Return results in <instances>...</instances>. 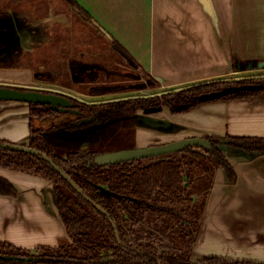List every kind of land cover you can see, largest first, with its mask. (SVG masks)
I'll return each mask as SVG.
<instances>
[{"label": "crops", "instance_id": "crops-1", "mask_svg": "<svg viewBox=\"0 0 264 264\" xmlns=\"http://www.w3.org/2000/svg\"><path fill=\"white\" fill-rule=\"evenodd\" d=\"M18 1L10 0L9 9L20 18V24L14 19L16 32L8 44L13 61L18 52L30 55L37 49L44 54L52 39V33L36 24L30 23L27 35L20 32L29 15L12 11ZM74 1L91 15L88 20L119 42L133 63L158 83L148 90L157 95L199 83L264 76V0ZM0 8V27H6L2 25L8 19L3 17L7 12L4 0ZM51 10L49 4L47 12ZM63 17L58 22L65 30L70 21L66 14ZM70 63L69 72L56 78L49 74L50 81L60 76L80 85L96 81L93 69L79 73L76 66L81 62L72 61L71 70ZM11 66L0 68V84L23 81L26 74H32ZM71 91L76 96L100 97ZM29 112L27 104L0 102V140L29 144ZM152 117L167 121L169 127L139 125L138 148L228 134L264 137V93L251 99L206 103L176 115L164 108ZM223 153L235 170V180L223 168L216 173L192 261L220 257L264 263V153L234 149ZM0 177L18 191L16 197L0 194V242L35 249L70 241L50 181L2 167Z\"/></svg>", "mask_w": 264, "mask_h": 264}, {"label": "trees", "instance_id": "trees-1", "mask_svg": "<svg viewBox=\"0 0 264 264\" xmlns=\"http://www.w3.org/2000/svg\"><path fill=\"white\" fill-rule=\"evenodd\" d=\"M66 1L86 18L92 19L76 1ZM8 26L6 24L0 30V68L12 67L7 51L8 44L13 40ZM134 65L139 69L138 64ZM146 76L151 83L158 84ZM261 83H264V77L217 80L164 92L162 95L155 94L153 97H132L107 103H88L65 94L10 87L20 91L33 90L66 96L74 105L73 111L76 113L67 112L73 114V119L54 126L53 130L56 131L48 133L41 128L34 129V120H54L65 113L56 112L50 106L27 104L30 109L27 146L40 151L42 155L5 149L4 145L14 143L0 140V167L41 177L53 184L70 245L27 250L0 242V264H264L220 257L192 261L209 195L194 190L195 180L187 167H195L196 164L193 160L188 163L186 159L203 155L201 150L189 147L184 150L189 156L177 152L155 157L152 162L144 159L100 166L95 158L101 153L74 151L61 156L45 136L46 133L51 136L59 131H67L81 135L77 143L88 140L95 142L101 139L99 133L104 129L115 127L121 120L133 118L145 109L162 106L172 115L185 113L211 103L197 100L203 94ZM115 90L116 87L107 85L89 87L93 95L115 93ZM263 93L241 91L217 101L251 99ZM208 139L213 143V148L204 150L216 158V168L225 169L232 182L235 180V170L217 146L226 145L245 153H264V137L228 134ZM44 155L66 173L81 191L74 188ZM0 194L16 197L18 191L10 181L0 177Z\"/></svg>", "mask_w": 264, "mask_h": 264}, {"label": "rangeland", "instance_id": "rangeland-1", "mask_svg": "<svg viewBox=\"0 0 264 264\" xmlns=\"http://www.w3.org/2000/svg\"><path fill=\"white\" fill-rule=\"evenodd\" d=\"M5 2L7 5H5ZM48 3L52 8L50 14L47 12ZM10 4V0H4V6L6 7L4 11L7 10V12L3 14V17L8 19H4L3 24H10L11 30H15L16 32L12 24H15L14 19H17L16 23L20 24V22L18 23V19L20 18L18 15H11V10H9L11 8ZM12 11H20L23 15H29L28 20L25 19L26 23L25 21L22 23L20 20L22 23L21 33L24 32L27 35L31 23V25L36 24L35 26H39L36 28H41L42 31L48 30L50 34L52 33V39L45 49L44 54L37 49L30 55L19 52L18 54L15 53L16 56L14 58L16 60H10V65L13 63V67L28 69L32 74H26L27 76L23 81L4 80L1 82L2 84L18 85L25 88L62 94L69 93L75 96L76 94L71 90L86 96L90 95L89 86L107 85L109 87H116L115 94L111 95L110 93L109 96L95 98L79 96L83 98L84 101L90 102L127 98L130 96V98L155 96V93L148 91L149 87H153L154 83L148 80L146 74L142 70L136 68L135 65L132 64L133 60L131 58H129L131 63L129 64L126 60L127 58L116 49V45H120V43L111 40L107 33L101 31L98 26L95 25L93 21L91 22L88 20L83 13H76L66 0H19L18 4H13ZM64 14L68 16L70 21V27L65 28V30L63 28L64 26L58 22L64 19ZM0 30H2L1 27ZM63 31H66L67 35L66 33L64 34ZM69 61H71L70 70L73 66L72 61L81 62L78 66V71L80 72L93 69L92 73L96 75V81L92 83L93 85H85L86 82L80 85L78 82L66 79L65 76H60V79L58 78L55 82L50 81L49 74L55 77L58 76V74L62 75L64 72H69ZM91 64H97L99 68H94L90 66ZM45 70H49L50 73ZM41 71L45 72L41 73ZM39 72L44 75L38 79L35 77V74ZM72 119L73 114L65 113L62 116L56 117L54 120L49 119L40 122L38 119H35L33 126L34 129L41 128L48 133H53L56 131L53 130L54 126H59L61 123L71 121ZM139 125H142V122H137L132 119L121 121L115 127L104 129L101 132L99 131V137L101 139L95 140V142L91 140V142L85 144L77 143L74 139L63 138V136H60V131L56 135L49 136V139L56 153L61 156H66L68 153L74 151H93L101 154L118 152L138 147L137 134ZM221 147L222 151L226 149V145H221ZM195 148L198 151L201 150L203 155H193L192 157L194 158L188 157L186 159L187 162L189 163L193 160L196 166L191 167L189 165L187 169L191 170V175L193 174L195 180L194 190L197 193H204L205 196H210L211 183L213 184L216 173L219 170V168H216V158L200 147ZM179 153L182 155H190L186 151H181ZM146 161L152 162L155 161V158H149ZM69 245L70 241L54 247L57 248ZM27 250H33V248Z\"/></svg>", "mask_w": 264, "mask_h": 264}, {"label": "water", "instance_id": "water-1", "mask_svg": "<svg viewBox=\"0 0 264 264\" xmlns=\"http://www.w3.org/2000/svg\"><path fill=\"white\" fill-rule=\"evenodd\" d=\"M111 38V37H110ZM112 40V38H111ZM117 48L125 58L129 59L130 57L126 53V51L119 45H116ZM134 64V63H132ZM241 91H264V83L255 84V85H243V86H233L228 87L220 91H215L207 94H203L197 97V100L200 102H215L220 100L223 97H227L237 92ZM0 102H17V103H24V104H36L41 106H50L52 110L59 112V113H67L76 111L71 110L73 108V103L68 99L66 96L57 95V94H46L38 91H20L15 88H10L6 86H0ZM164 109V107H157V108H149L145 109L143 112L135 115L132 120L137 122H142V124L152 127V128H167L169 124L167 121L159 120L157 118L152 117L153 114L160 112ZM60 136L68 132H60ZM47 138H50V134H45ZM90 142V140L88 141ZM87 142V143H88ZM5 149L8 150H16V151H23L27 153H31L34 155H42V153L38 150L28 147L27 145L22 144H7L3 146ZM189 147H200L203 149H212L213 143L208 138H189L184 140L175 141L169 144L163 145H155L149 146L145 148H138L130 149V150H122L118 152H111V153H103L98 155L95 158V162L100 166H109L114 164H120L125 162H132L136 160H144L149 158H155L159 156H164L168 154H173L177 152L184 151L186 148ZM221 151L222 147L219 145L217 146ZM226 149H230L226 146ZM223 152V151H222ZM46 160H48L53 166L61 172L66 179L71 183V185L76 188L78 191H81L77 184L60 168H58L53 161L46 155H44ZM104 213L106 211L100 208Z\"/></svg>", "mask_w": 264, "mask_h": 264}, {"label": "flooded vegetation", "instance_id": "flooded-vegetation-1", "mask_svg": "<svg viewBox=\"0 0 264 264\" xmlns=\"http://www.w3.org/2000/svg\"><path fill=\"white\" fill-rule=\"evenodd\" d=\"M2 25H4L3 24V22H2ZM10 25V24H9ZM2 29H4V26L3 27H1ZM9 30H11V25L10 26H8L7 27ZM14 32V34H13V36L15 35V30L13 31V30H11V35H12V33ZM78 64H77V68H78ZM88 72V71H87ZM42 73V72H41ZM40 72L39 73H36V78H41L42 77V75H44V74H41ZM79 73H81V72H79ZM90 73V72H89ZM99 76V75H98ZM260 77H264V76H260ZM95 78H96V76H95ZM258 78V77H257ZM93 85V84H92ZM0 86H9V87H18V88H25V87H21V86H18V85H9V84H0ZM90 87V86H89ZM93 87H97V86H91V88H93ZM28 89H33V88H28ZM38 90V89H37ZM51 92V91H50ZM55 93V92H54ZM60 94H62V93H60ZM63 94H65V95H68V96H70V97H74V98H77V99H79V100H81V101H84L83 100V98H81V97H79V96H75V95H71V94H69V93H63ZM112 94H115V93H111V95ZM110 94H105V95H97V96H102V97H104V96H109ZM131 97V96H130ZM130 97H127V98H117V99H109V100H104V101H100V102H90V101H84V102H88V103H107V102H113V101H120V100H127V99H129ZM71 110H73V108L71 109ZM128 119H130V118H127V119H123V120H121V121H125V120H128ZM120 121V122H121ZM129 126V125H128ZM64 132H67V131H64ZM60 133V132H59ZM61 134V133H60ZM81 135H79V134H70L69 132L68 133H66V134H64L63 135V138H70V139H74V140H77L79 137H80ZM89 141V140H88ZM88 141H86V142H84V143H82V144H85V143H87ZM90 142H91V140H90Z\"/></svg>", "mask_w": 264, "mask_h": 264}]
</instances>
